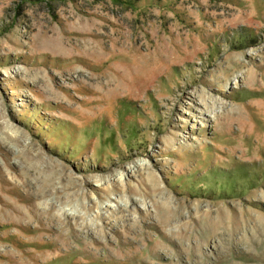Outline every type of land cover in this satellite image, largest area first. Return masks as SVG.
<instances>
[{
    "label": "rangeland",
    "instance_id": "374dc122",
    "mask_svg": "<svg viewBox=\"0 0 264 264\" xmlns=\"http://www.w3.org/2000/svg\"><path fill=\"white\" fill-rule=\"evenodd\" d=\"M0 264H264V0H0Z\"/></svg>",
    "mask_w": 264,
    "mask_h": 264
},
{
    "label": "bare ground",
    "instance_id": "6f19581e",
    "mask_svg": "<svg viewBox=\"0 0 264 264\" xmlns=\"http://www.w3.org/2000/svg\"><path fill=\"white\" fill-rule=\"evenodd\" d=\"M74 186V185H73Z\"/></svg>",
    "mask_w": 264,
    "mask_h": 264
}]
</instances>
